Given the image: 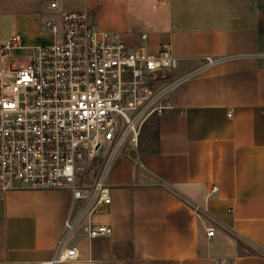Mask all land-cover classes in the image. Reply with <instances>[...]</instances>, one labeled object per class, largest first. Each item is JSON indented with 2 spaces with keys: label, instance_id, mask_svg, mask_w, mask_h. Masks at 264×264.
Wrapping results in <instances>:
<instances>
[{
  "label": "crops",
  "instance_id": "0c3cea01",
  "mask_svg": "<svg viewBox=\"0 0 264 264\" xmlns=\"http://www.w3.org/2000/svg\"><path fill=\"white\" fill-rule=\"evenodd\" d=\"M75 11L132 47L171 44L174 75L196 73L149 120L158 137L114 162L112 203L92 217L113 233L78 228L65 247L79 258L60 264H264V0H0V49L23 44L0 68L59 40ZM208 56L219 61L202 68ZM71 207L69 189L0 188V264L53 258Z\"/></svg>",
  "mask_w": 264,
  "mask_h": 264
},
{
  "label": "built area",
  "instance_id": "2783aa9c",
  "mask_svg": "<svg viewBox=\"0 0 264 264\" xmlns=\"http://www.w3.org/2000/svg\"><path fill=\"white\" fill-rule=\"evenodd\" d=\"M47 25L59 31L52 21ZM62 29L56 42L35 46L28 62L0 68V188L19 182L72 192L55 255L32 264L78 259V248L65 242L80 227L89 238L113 233L92 217L112 203L107 178L114 162L139 149L145 124L172 109L173 90L196 73L176 77L179 59L171 44L156 51L132 47L91 23L85 11L64 13ZM22 48L14 34L0 57L9 62ZM218 61L208 56L202 68ZM217 190L213 186L212 193ZM214 233L207 228L208 236Z\"/></svg>",
  "mask_w": 264,
  "mask_h": 264
},
{
  "label": "rangeland",
  "instance_id": "374dc122",
  "mask_svg": "<svg viewBox=\"0 0 264 264\" xmlns=\"http://www.w3.org/2000/svg\"><path fill=\"white\" fill-rule=\"evenodd\" d=\"M154 133V130H153V124H151L150 121H148L144 128H143V132H142V136H141V141H147V139L151 138Z\"/></svg>",
  "mask_w": 264,
  "mask_h": 264
},
{
  "label": "trees",
  "instance_id": "16d2710c",
  "mask_svg": "<svg viewBox=\"0 0 264 264\" xmlns=\"http://www.w3.org/2000/svg\"><path fill=\"white\" fill-rule=\"evenodd\" d=\"M153 137H154V138H155V137H158V136H157V132H156V130H154ZM255 249H256V250H254L255 252L264 253V252H261V250L258 249L257 247H255Z\"/></svg>",
  "mask_w": 264,
  "mask_h": 264
}]
</instances>
